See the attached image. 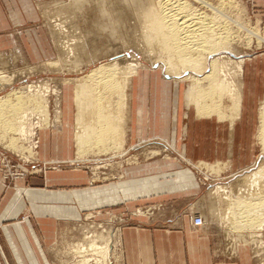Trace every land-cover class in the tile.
<instances>
[{
	"label": "rangeland",
	"instance_id": "374dc122",
	"mask_svg": "<svg viewBox=\"0 0 264 264\" xmlns=\"http://www.w3.org/2000/svg\"><path fill=\"white\" fill-rule=\"evenodd\" d=\"M108 2L109 6H104V2ZM128 0H52L45 5L39 6L40 12L36 21H29L26 24L30 29L28 32L32 34V39L37 40L38 52H0V70L6 76H16L13 82L4 87L0 91V98L6 96L11 91H17L25 88L27 85H40L47 89L46 95L48 99V125L42 124L41 127L47 126L46 129L59 131V124L56 118L61 116H69L72 119L75 115V109L72 105L71 92L73 89V81L85 76L87 72L96 68L100 64L106 63L112 59L113 52L108 49L120 48V57H131L143 65V70L138 69L145 76L160 78L163 74L161 69L162 62L158 60V56L146 50V47L139 42V31L135 28L133 16L131 15ZM209 1V0H208ZM213 0H210V2ZM103 2V5H102ZM106 2V3H107ZM215 3L214 1L212 2ZM233 9L226 15L225 23L231 33L229 41L231 51L236 53V58L224 53L222 61L226 63L229 73L235 72L234 61L243 59L242 75L239 80L234 74H231L232 81L237 83V79L242 82L240 114L244 108L246 92L251 89V95L256 103V107L251 114L250 123L253 127L254 146L259 158L251 168L238 173H225L227 166L221 164H197L190 162L184 156L183 150L175 152L161 142H143L141 145L133 146L130 149H124L125 145H129L127 141L128 129V105H129V89H127V98L124 100L123 108L115 104V111L118 116L126 121L113 122L117 124V133L114 138L107 140L104 146H97L93 142L89 143L82 151V158L76 155V149L73 150V159L61 160L62 164H41L38 163L36 152L38 150V130L34 129L32 139L33 156H29L24 151L22 144L20 150L7 147V140L0 138V185L2 187L0 195V207L2 201L6 199L8 193L14 194L15 198H19L25 207L17 216L2 220L0 224V264H15L10 257L9 247L6 244L5 233L3 227H11L14 224H23L29 221L33 230L41 237L42 240H55L54 244L47 252V260L49 264H79V261L87 259L88 264H120L121 246L120 242L113 247L107 256L101 254H91L83 252L79 255L77 248L92 243L90 235H99L113 233L114 236L119 235L122 227L138 224L140 220L152 224L172 227L177 221L186 217L193 228L204 229L210 228L214 234L216 244L215 255L217 258L229 261L237 260L239 253L236 255L228 254V248L236 242L239 251L242 250L247 255L248 264H264V240L260 244L253 245L251 241L243 248V243L236 239V233H232L231 220H227L226 201L222 200L220 195L213 194V188L217 186L228 187L232 193H241L242 189H248L247 176L254 171L259 164H264V156L261 155L262 149L256 139L258 126V111L264 99V0H232ZM200 5H193L194 8ZM200 12H205L203 7H199ZM66 17L71 19H66ZM60 22H64L62 29L68 32V35L58 34L56 29ZM58 30V31H57ZM56 32V33H55ZM57 35L55 37V35ZM36 34V37L35 35ZM78 35V36H77ZM78 37V38H77ZM36 38V39H35ZM84 40L80 45L84 52L82 54L80 65L72 63L70 58L64 64V58H60V45L58 42L75 43V39ZM73 41V42H71ZM26 44V43H24ZM29 46V45H28ZM27 46V48H28ZM77 44L74 46L77 48ZM73 47V48H74ZM41 48L50 49L48 52L40 51ZM62 62H61V60ZM61 62L62 64L58 63ZM59 64V65H58ZM59 67H58V66ZM64 65V67H62ZM75 65V66H72ZM76 67V68H75ZM79 67V68H78ZM60 68V69H59ZM157 69V70H156ZM151 74V75H150ZM18 75V76H17ZM166 78L168 76L164 75ZM132 78V77H131ZM69 81V84H66ZM174 90V113L177 109L178 95L181 93V107L183 113L196 115V112L187 106L185 98V90L187 83L183 81H174L169 78ZM186 84V85H185ZM174 86V89H173ZM69 87V88H67ZM250 96V95H249ZM222 97V96H221ZM224 97V96H223ZM219 98L217 102L228 106V98ZM115 101V100H113ZM126 103V104H125ZM64 109L67 112H64ZM70 110V112H68ZM112 112V111H111ZM227 112V110H226ZM58 113L59 115L55 114ZM116 114V115H117ZM57 115V117H56ZM40 116V114H39ZM187 116V115H186ZM222 123H230L231 116L227 113L223 115ZM196 117H198L196 115ZM42 117H39L40 120ZM51 118V120H50ZM185 118V117H184ZM187 118V117H186ZM186 118L184 120H186ZM200 118V117H198ZM238 119L234 120L235 124ZM39 120H33L37 122ZM54 122V123H53ZM53 123V124H52ZM125 123V126H124ZM58 126V127H57ZM70 132H75L73 124ZM125 127V128H124ZM125 129V132H124ZM1 134V133H0ZM124 134V135H123ZM4 138V136H3ZM35 138V139H34ZM35 140V141H34ZM6 141V142H5ZM35 142V143H34ZM37 143V144H36ZM74 143V142H73ZM72 143V144H73ZM17 145L21 146L20 143ZM74 146V144H73ZM18 147V146H17ZM13 149V150H12ZM69 151V150H68ZM22 156L19 155L20 153ZM27 153V155H26ZM66 155V154H63ZM75 155L78 156L75 158ZM26 158H25V157ZM83 159V160H82ZM161 161L164 171L168 174L181 170L188 172L194 177L196 184L201 188L200 198L194 196L190 200L181 196H151L141 198L132 203H121L112 206H106L97 210L83 211L77 209L75 213L69 212V209L63 208L61 214H57L58 220L55 226L44 227L40 229L37 217L29 210L28 201L23 197L24 189L41 188L43 184V174L47 170L56 171H78L88 176V186H102L116 183L123 179L120 170L123 166H146L149 162ZM71 163V164H70ZM181 171L175 173L177 174ZM190 171V172H189ZM51 172V171H50ZM154 178V177H153ZM153 178H146L139 181H127L126 188L131 190H140L143 195L150 196L171 192L175 189L170 186L175 182L181 181H164L159 183ZM166 177H164L165 179ZM153 179V180H152ZM176 180V179H175ZM136 183L134 186L133 184ZM124 184V183H120ZM168 185V187H165ZM135 187V188H134ZM258 191L250 189L246 193L251 194L252 199L249 202L256 209L264 210V177L260 180ZM57 190V189H54ZM18 193V194H17ZM244 196V195H243ZM13 198V199H15ZM67 212H64V211ZM262 212V211H261ZM263 213V212H262ZM203 218L206 224L201 227H194L192 221L194 218ZM46 220H52L46 218ZM204 222V221H203ZM242 229V230H241ZM104 234H103V233ZM242 235H247L248 230L240 228ZM235 235V236H234ZM86 237H88L86 239ZM235 240V241H232ZM115 240H112L114 245ZM247 243V242H246ZM253 246H251L250 244ZM98 244V243H97ZM250 246V247H249ZM253 247V248H252ZM256 247V248H255ZM243 248V249H241ZM241 252V251H240ZM82 257V258H81Z\"/></svg>",
	"mask_w": 264,
	"mask_h": 264
},
{
	"label": "crops",
	"instance_id": "0c3cea01",
	"mask_svg": "<svg viewBox=\"0 0 264 264\" xmlns=\"http://www.w3.org/2000/svg\"><path fill=\"white\" fill-rule=\"evenodd\" d=\"M50 1L52 0H0V52L39 51L36 47L37 40L32 39V34L28 32L30 27L26 24L36 21L40 12L39 6ZM49 50L40 49L42 52ZM251 92L250 88L246 92L245 106L238 121L235 124L222 123L215 117L200 119L195 113H183L181 93L178 95V107L174 113L175 94L169 78L164 75L154 78L137 72L130 80L127 116V141L130 144L125 145L124 149L131 150V147L146 141L161 142L175 152L183 150L185 158L190 162L225 165V173L230 174L245 171L254 166L259 158L254 146L253 127L250 124L251 114L256 107ZM64 112L67 111L64 109ZM184 117H187L186 120ZM75 118L76 112L72 119L74 126ZM70 122L69 116L62 115L59 131L39 130L36 152L38 163L62 164L64 162L61 160L74 158L73 149L77 152V148L73 143L75 133L72 136L70 134L73 126ZM159 163L163 162H149L146 166H123L120 170L122 180L97 187L86 186L89 185V179L83 172L47 170L43 174L42 187L24 189L23 197L28 201L30 212L37 217L40 229L46 226L53 228L55 221L59 219L57 214H61L63 208L75 213L77 209L97 210L125 202L130 204L151 196L178 195L188 200L194 196L200 198L201 188L192 174L181 170H178L181 172L177 176L175 173L178 171L168 174ZM146 178H153L159 183L170 179L181 182L170 185L175 188L171 192L160 191L159 194L150 196L141 194L140 190L126 188L127 181L135 182ZM1 189L0 185V195ZM13 198V192L8 193L2 201L0 224L2 220L15 217L26 208L20 199ZM3 230L11 252L10 257L15 264H49L47 252L55 240H42L28 220L23 224L3 227ZM120 246V264H248L247 255L242 250L238 252L237 260L217 258L212 230L209 227L193 228L186 217L172 227L143 220L138 224L122 227Z\"/></svg>",
	"mask_w": 264,
	"mask_h": 264
},
{
	"label": "bare ground",
	"instance_id": "6f19581e",
	"mask_svg": "<svg viewBox=\"0 0 264 264\" xmlns=\"http://www.w3.org/2000/svg\"><path fill=\"white\" fill-rule=\"evenodd\" d=\"M213 1L128 0L127 2L132 8L131 15L135 28L139 31V42L146 47L148 52L158 56V60L162 62L161 69L164 75L187 83L185 90L187 106L191 107L200 119L201 117H215L217 120L223 121L222 115L228 112L231 116L230 124H232L240 114L243 85L239 80L244 60L234 61L235 72L233 73H229L226 63L222 61V58L225 57L224 53L236 58V53L231 51L228 46L231 33L225 23L226 15L233 9L231 7L234 3L232 0ZM106 2H104V6L110 7ZM193 5H200L206 11L202 13L200 12L202 10H198L201 9L200 6L197 9ZM66 19L71 18L66 17ZM63 24L64 22H60L57 25L56 29H59L60 32L58 34L68 35V32L62 29L61 25ZM55 33L53 34L55 35ZM82 39H75L73 44L66 41L58 42L60 58H64L63 61L65 58L67 60L71 58L72 63L80 65L82 54H79L85 51L80 47L84 42ZM76 44L77 48L74 47ZM119 50L120 48L108 49L114 54L110 61L100 64L89 70L85 76L73 81L72 100L76 110L74 120L76 132H74L73 138L77 148L76 154L80 159L83 156L82 150L89 143L93 142L97 146H104L107 140L114 138L118 128L117 124L113 122L124 120L116 112H113L115 104L118 103V106L123 108L131 77L138 72V69L143 68L140 62L131 59V57H120ZM61 62L58 63L62 64L63 62ZM64 64L66 65V60ZM234 73L239 79H237V83L232 81L231 74ZM15 77L6 76L0 70V91L10 85ZM69 83L66 81V84ZM46 89L40 85H27L25 88L11 91L0 98V138L1 141L8 139L7 142L5 141L8 143L7 147L20 150L23 147L22 144H26V147H23L24 151H27L28 154L31 153L29 156L34 157V144L32 143L34 129L38 130V127L39 130L46 129L47 126H41L44 123L48 125L47 96L49 95H46V91L44 93ZM221 96L228 98L226 108L217 102L219 98H222ZM39 117L42 118L39 120ZM33 120L39 121L34 122ZM257 121L255 137L261 146V155L264 156V99L258 111ZM55 122L60 125L59 117ZM18 143L21 146L17 145ZM78 156L75 155V158ZM246 176L248 189H242L240 191L242 194L232 193L228 187L213 188V194L220 195L222 200L226 201L225 218L231 220L232 233H236L235 238L238 241L244 242L243 248L248 244L247 240L255 243L253 245L260 244L261 240H264V210L253 207V204L249 202V199H252L250 198L251 194L246 193L249 189L258 191L259 182L264 177V164H259L254 171ZM195 219L200 220V225L194 224ZM203 223L206 224L205 220L199 217L192 221L194 227H201ZM240 228L247 229V235H242ZM104 235H90L89 240L92 243L83 247L79 246L78 254L90 252L93 255L107 256L111 249L119 244L120 240L119 235L114 236L112 232H106ZM112 240H115L114 245ZM229 247L228 254L230 255L228 256L238 254L239 248L236 242H233ZM88 262L83 257L79 264H88Z\"/></svg>",
	"mask_w": 264,
	"mask_h": 264
},
{
	"label": "built area",
	"instance_id": "2783aa9c",
	"mask_svg": "<svg viewBox=\"0 0 264 264\" xmlns=\"http://www.w3.org/2000/svg\"><path fill=\"white\" fill-rule=\"evenodd\" d=\"M200 223H201V222H200L199 219H195V220H194V224H195L196 226L200 225Z\"/></svg>",
	"mask_w": 264,
	"mask_h": 264
}]
</instances>
